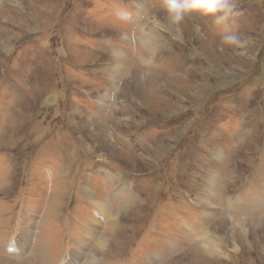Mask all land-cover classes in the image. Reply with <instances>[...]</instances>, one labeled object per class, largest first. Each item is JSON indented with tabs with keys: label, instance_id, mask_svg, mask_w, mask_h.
<instances>
[{
	"label": "rangeland",
	"instance_id": "rangeland-1",
	"mask_svg": "<svg viewBox=\"0 0 264 264\" xmlns=\"http://www.w3.org/2000/svg\"><path fill=\"white\" fill-rule=\"evenodd\" d=\"M234 3L0 0V264H264V0Z\"/></svg>",
	"mask_w": 264,
	"mask_h": 264
},
{
	"label": "clouds",
	"instance_id": "clouds-1",
	"mask_svg": "<svg viewBox=\"0 0 264 264\" xmlns=\"http://www.w3.org/2000/svg\"><path fill=\"white\" fill-rule=\"evenodd\" d=\"M166 9L170 21L179 23L186 14L192 11H199L205 15H215L216 20L223 21L235 8L234 0H165ZM225 43L229 45H239V39L235 35H226L223 37Z\"/></svg>",
	"mask_w": 264,
	"mask_h": 264
},
{
	"label": "bare ground",
	"instance_id": "bare-ground-1",
	"mask_svg": "<svg viewBox=\"0 0 264 264\" xmlns=\"http://www.w3.org/2000/svg\"><path fill=\"white\" fill-rule=\"evenodd\" d=\"M143 44H144V43H143ZM212 174H213V173H212ZM213 175H215V174H213ZM215 176H217V175H215ZM232 176H233V175H232ZM112 221H113V220H112ZM203 235H204V236L206 235L205 232H203ZM204 236H202V237L204 238ZM205 239H206V238H205ZM206 240H207V239H206ZM206 240H205V241H206ZM201 243H202V242H201ZM206 244H207V243H206ZM205 246H207V245H205ZM213 248H216V246L213 245V247L210 248V250H209L208 247H207L206 250H207L208 252H210V253H214V252H213V251H214ZM217 250H218V249H217ZM33 256H34V255H33Z\"/></svg>",
	"mask_w": 264,
	"mask_h": 264
}]
</instances>
